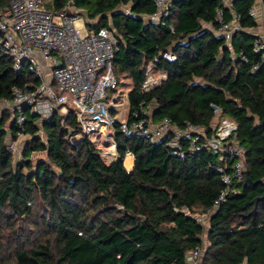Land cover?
Returning <instances> with one entry per match:
<instances>
[{
  "label": "trees",
  "instance_id": "1",
  "mask_svg": "<svg viewBox=\"0 0 264 264\" xmlns=\"http://www.w3.org/2000/svg\"><path fill=\"white\" fill-rule=\"evenodd\" d=\"M69 1L43 0V6L60 9ZM72 1L84 10L89 32L108 28L116 34L114 72L118 86L126 77L132 80L131 119L145 101L153 104L155 123L166 117L178 127L196 123L211 136L217 105L221 117L238 127L245 170L204 225L197 215L213 209L226 187L217 168L227 165L230 171L235 163L227 153L193 152L182 140L180 156L168 141L117 133L122 160L107 164L87 137L70 142L72 111L67 117L54 112L41 123L26 108L27 139L17 161L7 142L16 140L21 128L5 112L0 264H189L188 253L198 247L199 264H264V58L254 50L258 35L250 31L259 26L251 15L257 0H234L232 7L224 0H175L165 24L146 20L157 11L154 0ZM8 4L0 0V7ZM232 11L244 30L228 42L219 30L232 20ZM164 51L177 57L155 63L166 79L142 92L146 65ZM27 82L38 80L26 65L16 71L0 50V98H11L12 89ZM38 152L46 158L33 162Z\"/></svg>",
  "mask_w": 264,
  "mask_h": 264
},
{
  "label": "built area",
  "instance_id": "2",
  "mask_svg": "<svg viewBox=\"0 0 264 264\" xmlns=\"http://www.w3.org/2000/svg\"><path fill=\"white\" fill-rule=\"evenodd\" d=\"M154 2L157 11L146 20L165 24L175 0ZM232 12V20L219 30L228 42L236 32L244 30L240 16ZM221 15L219 12L220 19ZM251 15L258 20L260 27V20L264 18L263 0L251 7ZM257 28L250 30L258 35L254 50L264 58V31L259 32ZM171 30L175 32L173 26ZM117 49L116 34L108 28L89 32L84 10L72 0L54 10L45 8L43 0H9L8 6L0 7V50L13 59L16 71H21L26 65L38 80L27 82L24 87H14L9 99L0 98V117L8 112L10 119L21 128L16 140L8 137V151L14 156L23 152L20 149L25 143H20V140L25 137L22 130L27 120L26 108H30L41 123L54 112L67 117L72 111L76 125L69 127L70 142L76 144L87 137L107 164L122 160L117 133L141 137L153 143L168 141L172 153L180 156H184L182 140L190 142L193 152L205 148L216 154L227 153L235 161L230 171L227 165L217 168L226 187L215 200L213 209L197 215V220L207 225L211 212L229 196L233 180L240 179L245 170V151L236 140V123L228 117H221V108L213 105L216 119L212 134L208 136L206 126L196 123L178 127L167 117L155 123L152 120L153 104L145 101L139 110L132 113V119L129 112L127 118H118L113 112L118 111L117 97L111 96V91L118 88L113 65ZM161 57L170 62L177 58L172 51H164L149 62L141 85L142 92L154 90L166 79L167 74L155 68ZM59 60L61 65H58ZM103 143H109L110 147H103ZM201 256L202 250L198 247L188 253L187 260L189 264H199Z\"/></svg>",
  "mask_w": 264,
  "mask_h": 264
},
{
  "label": "rangeland",
  "instance_id": "3",
  "mask_svg": "<svg viewBox=\"0 0 264 264\" xmlns=\"http://www.w3.org/2000/svg\"><path fill=\"white\" fill-rule=\"evenodd\" d=\"M124 9H127V7H124ZM258 31L262 32L264 31V18H262L260 20V27H258ZM131 80L129 78H125L124 79V85L118 86L117 91L115 93H112L111 96L112 97H117L116 101L118 102V111H113L115 112L114 114H117V117L120 119H125L128 116V112H129V103H128V93L131 90ZM41 135L44 137V132L41 131ZM27 139V136L21 138L20 143H25V140ZM104 146L108 149V147H110L109 143H103ZM102 147V148H103ZM102 148L100 147V150H102ZM22 147H21V151H22ZM130 156V155H129ZM46 158V153L45 152H38V153H34L32 156V160L33 162L38 161L39 159H44ZM23 159V152L18 155L15 156V160H21ZM106 159V158H105ZM127 161V159H126ZM128 162V161H127ZM130 163V162H128Z\"/></svg>",
  "mask_w": 264,
  "mask_h": 264
},
{
  "label": "crops",
  "instance_id": "4",
  "mask_svg": "<svg viewBox=\"0 0 264 264\" xmlns=\"http://www.w3.org/2000/svg\"><path fill=\"white\" fill-rule=\"evenodd\" d=\"M262 0H257V5H259L260 4V2H261ZM224 2H225V4L227 5V6H229V7H231L232 5H233V2H234V0H224ZM257 30H258V28H257ZM127 78H129V77H127ZM130 80H131V78H129ZM131 85H132V80H131ZM132 88V87H131ZM128 155V154H127ZM130 155V154H129ZM131 156L134 158V156L131 154ZM134 165H135V158H134ZM133 167H135V166H133ZM134 170V169H133Z\"/></svg>",
  "mask_w": 264,
  "mask_h": 264
},
{
  "label": "water",
  "instance_id": "5",
  "mask_svg": "<svg viewBox=\"0 0 264 264\" xmlns=\"http://www.w3.org/2000/svg\"><path fill=\"white\" fill-rule=\"evenodd\" d=\"M61 64H62V63H61V61L59 60V61H58V65H61Z\"/></svg>",
  "mask_w": 264,
  "mask_h": 264
},
{
  "label": "bare ground",
  "instance_id": "6",
  "mask_svg": "<svg viewBox=\"0 0 264 264\" xmlns=\"http://www.w3.org/2000/svg\"><path fill=\"white\" fill-rule=\"evenodd\" d=\"M115 154V153H114ZM117 157V156H116ZM111 161V160H110Z\"/></svg>",
  "mask_w": 264,
  "mask_h": 264
}]
</instances>
